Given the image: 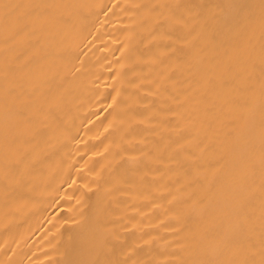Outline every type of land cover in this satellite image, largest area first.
<instances>
[{"label": "bare ground", "instance_id": "bare-ground-1", "mask_svg": "<svg viewBox=\"0 0 264 264\" xmlns=\"http://www.w3.org/2000/svg\"><path fill=\"white\" fill-rule=\"evenodd\" d=\"M0 264H264V0H0Z\"/></svg>", "mask_w": 264, "mask_h": 264}]
</instances>
